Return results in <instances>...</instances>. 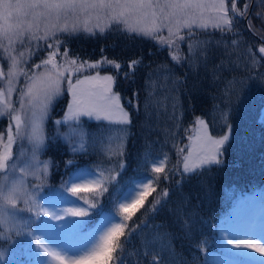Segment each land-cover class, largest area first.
<instances>
[{
	"label": "trees",
	"instance_id": "16d2710c",
	"mask_svg": "<svg viewBox=\"0 0 264 264\" xmlns=\"http://www.w3.org/2000/svg\"><path fill=\"white\" fill-rule=\"evenodd\" d=\"M262 11L264 6L255 8ZM246 23L237 21L226 37L212 27L193 28L190 37L183 29L180 34L186 40L179 52L150 38H130L134 34L114 23L104 33L60 37L57 63L64 62L67 49L69 59L94 63L107 58L122 65L119 72L109 65L99 70L101 75L117 76L114 90L130 114V125L106 126L86 117L73 122L83 129L84 143L81 150L71 152L55 133L63 124L54 121H61L70 101L64 94L47 118L40 154L49 159L52 187L86 173L101 180L100 187L75 194L88 212L82 217L84 225H75L80 231L96 225L102 215H114L123 197L151 181L155 191L130 218L118 213L124 225L122 250L117 253L121 264H209L216 252H222L216 238L227 220L250 217L256 210L252 199L260 201L256 192L264 189V61L260 59L264 54H258L264 46L258 37L264 30L257 31L262 26L254 14L255 35ZM173 54L180 59L172 61ZM141 57L142 64L131 67ZM34 65L25 70L35 71ZM123 73L131 75L125 78ZM24 81L25 77L20 88ZM199 120L210 134H227L229 141L222 165L186 173L185 146ZM8 124V117L1 118L0 132ZM180 149H185L183 154ZM161 165V173L153 171Z\"/></svg>",
	"mask_w": 264,
	"mask_h": 264
},
{
	"label": "snow or ice",
	"instance_id": "6c2138e0",
	"mask_svg": "<svg viewBox=\"0 0 264 264\" xmlns=\"http://www.w3.org/2000/svg\"><path fill=\"white\" fill-rule=\"evenodd\" d=\"M261 6H264V0H253L252 3L246 0H228L227 3L225 0H0V64L7 67L5 71V68L0 66V80L6 82V90L0 89V104H4L5 108L10 110L9 114L15 112L16 109L8 98L13 92L19 91L21 109H35L40 113V120L31 123L28 136L37 150L45 144L43 119L48 115L49 105L54 98L62 97L64 94L71 98L66 105L65 123L69 121L80 123L86 117L106 126L130 125V114L121 104V95L114 90L117 76L101 75L99 70L104 65H109L119 72L121 63L107 58L94 63L80 62L78 58L69 59L67 49L63 53L64 62L57 63L54 57L58 55L61 46L57 38L55 45H46L47 48L56 50L50 51L46 59L34 65V69L39 71L30 72L23 67L28 64V59L25 58V46H30L33 41L40 39H51L57 33L67 34L70 37L81 30L91 32L90 19L96 15L97 19L103 16L115 25H123L126 33L134 34L130 38H150L160 47L174 46V51L179 52L181 43L186 40V37L180 34L181 29H187L190 37L193 25L199 29H206L210 22L214 31H219L226 37L236 27L237 21H244L247 18L246 28L255 35L256 31H253L251 26L254 14L255 19L261 21L262 26L257 31L264 30V11L255 12V8ZM250 9L252 12L249 11ZM206 12L210 14L208 21L203 19ZM81 17L83 20L80 19ZM41 25L44 29L43 36L39 35ZM96 27H99L100 33H104L105 26L97 24ZM165 29L167 36L162 34ZM258 39L264 44V36ZM232 43H235V40ZM258 54H264V46L259 47ZM33 55V52H29L28 58ZM171 59L178 61L180 58L173 54ZM260 59L264 61V55L260 56ZM142 62V57L133 60L131 67L135 68ZM89 70H96L95 74H91ZM122 75L128 78L131 74ZM21 76L25 77L24 88L16 89L14 86ZM4 114L0 112V116ZM32 114L35 116L36 112L33 111ZM11 119L15 124L9 123L7 127L6 143L4 135H0V171L6 170L14 163L12 145L15 137L21 135L20 115H14ZM54 123L60 124L61 121L55 120ZM198 124L204 125V121L199 120ZM25 127L27 128L28 125L25 124ZM188 141L185 146L187 155H183L184 172L222 165L229 135L225 134L217 138L210 134L207 125H204V129L197 128L194 134L188 137ZM184 151L185 149H180V154ZM163 170L162 165L153 168L156 173H161ZM88 171L90 170H79L80 174ZM100 186L98 179H90L86 184L71 182L68 191L75 195L82 190H92L93 187ZM153 191L155 189L149 181L143 185V191L136 199L131 203L122 204L120 210L125 214V219L130 218ZM19 198L20 193L14 187H0V200L5 204L15 208ZM27 202L26 200L25 203ZM66 211L73 216L88 215L87 210L83 208H68ZM39 214L36 213L37 216ZM43 215L60 219L59 215L47 210H43ZM23 230L24 225L17 222L14 216L6 218L0 215V239L10 240L13 234L20 235ZM123 235L124 225L112 223L100 236L99 243L72 256H65L49 249L41 243L39 236H35V239L43 252L57 261V264H114V262L121 264V258L117 253L122 250ZM225 239L232 244L230 239L227 237ZM233 247L251 249L264 256V241L256 243L246 240L235 243Z\"/></svg>",
	"mask_w": 264,
	"mask_h": 264
},
{
	"label": "rangeland",
	"instance_id": "374dc122",
	"mask_svg": "<svg viewBox=\"0 0 264 264\" xmlns=\"http://www.w3.org/2000/svg\"><path fill=\"white\" fill-rule=\"evenodd\" d=\"M225 2L227 3V0H225ZM209 15L210 14L207 12L204 13L203 19L208 21ZM80 19L83 20V17ZM110 23L112 22L103 16L97 19L96 15H93L89 24L92 31L84 32L81 30L77 33L93 34L100 31L99 27H96L97 24L103 25L105 26V29H107ZM121 26L123 27V25ZM208 27H211L210 22ZM193 28L199 29L196 25H193ZM162 34L167 35V30L165 29ZM39 35H44L43 25H41ZM62 35L64 34L57 33L56 36L51 39H40L38 41H33L30 46L26 45L24 51L26 53L25 58L28 59V64L23 67H32L36 61L40 62L50 51L56 50L55 48H47L46 45H55L57 38L60 40ZM29 52L34 53L31 58H28ZM0 66H3L5 71L7 70L6 65L0 64ZM22 78L23 76L19 77L15 84L14 87L16 89H21L20 82ZM22 88H24V86H22ZM0 89L6 90L5 81L0 80ZM56 98H54L49 105L48 115L43 119L44 135L45 123L50 115L52 106L55 104L54 102ZM8 99L11 100L12 106L16 111L9 114L10 110L6 109L4 104H0V112L5 113L3 116H0V119L8 117L9 123L14 125L15 121L12 120L11 117L14 115H20L22 126L21 135L15 137L12 145L14 163L10 164L6 170L0 171V187H14L20 193V198L18 199L15 208H12L10 205H7L0 200V215L6 218L14 216L17 222L24 225V230L20 235L13 234L10 240L6 241L0 239V254H2V257H0V264H57V261L44 253L43 249L37 245L35 236H39L41 243L49 249L59 252L62 255L72 256L79 254L81 251L87 250L95 243H99L100 236L103 235V232L112 223L123 224L118 217V213L121 212L120 206L122 204L131 203L132 200L136 199L139 193L143 191V187L142 185H138L132 193L130 192L127 194L122 199L117 210L113 212L114 215H102L99 217L96 226L94 224L92 227L80 231L75 225L79 224L77 227L84 225L81 224L83 221L82 217L73 216L71 213L67 212L66 209L83 208L87 210V206L84 202H76L75 195L68 191V189L71 188V182L86 184L87 180L90 179H98L100 182L101 180L94 175L86 173L84 175H75L72 179L67 178L61 184L52 187L48 182L50 169L49 159L41 158L40 154L42 147L38 150L35 149L32 142L28 139L30 125L33 121L40 120V113L35 109H21L19 103L21 99L19 91L13 92ZM33 111L36 112L35 116L32 114ZM64 116L61 119L63 126L58 125L55 133L60 140L68 145L71 152L79 151L84 143L83 129L76 126V123H73L74 121L65 123ZM25 124L28 125L27 128L25 127ZM8 125L0 132V135H4L5 143ZM204 125L196 124L191 135L194 134L197 128L203 130ZM13 131L15 132V129H13ZM185 155H187V150ZM37 177H39V179ZM83 191H87V189L82 190L81 192ZM26 200L28 201L27 203H25ZM28 209H31V211H28ZM43 210L59 215L60 219H53L51 215L45 217L43 215ZM38 212L40 214L37 216L36 213ZM75 231H77V233ZM87 231L89 232L86 235H83V233ZM73 232L75 233L74 238ZM262 233H264V217L254 218L253 226L248 230L234 227L232 225H228L221 229L216 239L217 246L221 248L222 252H216L215 258L210 260L209 264H248L249 258H258L264 261V256L260 253H256L251 249H236L233 247L235 243H242L246 240L256 243L264 241L260 238ZM225 237L230 239L232 244H229ZM231 255H240L243 256L244 259L240 260L233 258ZM217 258L220 259L216 260Z\"/></svg>",
	"mask_w": 264,
	"mask_h": 264
},
{
	"label": "bare ground",
	"instance_id": "6f19581e",
	"mask_svg": "<svg viewBox=\"0 0 264 264\" xmlns=\"http://www.w3.org/2000/svg\"><path fill=\"white\" fill-rule=\"evenodd\" d=\"M260 238L261 240H264V233L261 234Z\"/></svg>",
	"mask_w": 264,
	"mask_h": 264
}]
</instances>
